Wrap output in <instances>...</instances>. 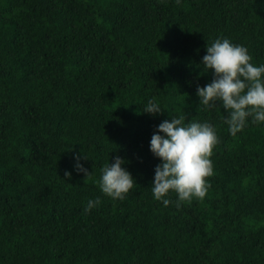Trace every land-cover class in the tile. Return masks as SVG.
Wrapping results in <instances>:
<instances>
[{
  "label": "trees",
  "instance_id": "trees-1",
  "mask_svg": "<svg viewBox=\"0 0 264 264\" xmlns=\"http://www.w3.org/2000/svg\"><path fill=\"white\" fill-rule=\"evenodd\" d=\"M218 37L264 64V0H0V264H264V124L233 137L221 105L198 106ZM150 99L215 126L203 201L153 198L171 117ZM117 156L137 183L122 201L98 186Z\"/></svg>",
  "mask_w": 264,
  "mask_h": 264
},
{
  "label": "clouds",
  "instance_id": "clouds-1",
  "mask_svg": "<svg viewBox=\"0 0 264 264\" xmlns=\"http://www.w3.org/2000/svg\"><path fill=\"white\" fill-rule=\"evenodd\" d=\"M179 2V0H177ZM201 64L204 72L211 70L213 79L204 86H197L198 106L212 109L217 104L227 115L223 118L229 134L235 137L251 122L264 124V64H254L247 47L233 43L227 37H218L206 45V54ZM167 110L155 100H149L143 112L153 116ZM168 111V110H167ZM171 119H164L153 132L149 149L160 160L155 166L151 192L156 201L167 207L176 194V207L193 200L203 201L214 175L211 157L220 142L214 125L204 121L186 122V117L169 113ZM84 158H88L85 156ZM81 156L74 155L73 168L91 173L81 162ZM126 161L117 156L113 163H106L100 170L98 186L100 191L112 200H124L137 185L135 178L122 167ZM65 171V176H71ZM100 197L89 199L83 211L90 212L101 205Z\"/></svg>",
  "mask_w": 264,
  "mask_h": 264
}]
</instances>
